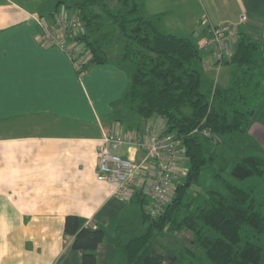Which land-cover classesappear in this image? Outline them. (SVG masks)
<instances>
[{"label":"crops","instance_id":"1","mask_svg":"<svg viewBox=\"0 0 264 264\" xmlns=\"http://www.w3.org/2000/svg\"><path fill=\"white\" fill-rule=\"evenodd\" d=\"M59 1L0 0V264H82L73 238L63 232L68 215L104 230L95 264H124L113 241L133 234L137 220L142 225V208L120 201L114 185L98 179L96 147L102 130L139 137L158 117L140 118L121 102L129 83L123 68L113 62L90 64L80 74L66 54L37 41L36 18L64 10ZM136 2L160 31L174 34L176 29L177 35L195 37L198 47L203 17L212 25L234 26V50L242 35L259 43L264 76V0ZM174 7L182 10L180 18L168 14ZM64 11L66 17L75 16ZM242 15L247 19L240 23ZM201 51L203 77L229 87L235 68H229L223 82L219 76L213 80L208 74L219 69ZM205 59L209 68L202 64ZM257 97L249 127L225 137L238 144L231 164L239 157L264 158V88ZM133 150L122 146L118 152L139 159L143 151Z\"/></svg>","mask_w":264,"mask_h":264},{"label":"trees","instance_id":"2","mask_svg":"<svg viewBox=\"0 0 264 264\" xmlns=\"http://www.w3.org/2000/svg\"><path fill=\"white\" fill-rule=\"evenodd\" d=\"M60 3L84 24L76 39L91 58L79 73L105 62L123 68L129 83L121 102L140 118H161L187 165L157 218L144 211L141 193L131 199L142 208L143 233L113 241L124 264H264V202L259 196L264 193V158L239 157L228 174L212 175L213 184L199 182L202 168L213 160L212 146L253 121L251 100L263 72L259 43L246 35L239 38L224 62L235 68L231 85L221 87L203 77L198 66L202 51L195 41L160 31L135 0ZM64 10L43 19L66 17ZM204 129L208 137L202 135ZM63 232L73 238L82 264L96 263L102 228L87 227L82 218L68 215Z\"/></svg>","mask_w":264,"mask_h":264},{"label":"built area","instance_id":"3","mask_svg":"<svg viewBox=\"0 0 264 264\" xmlns=\"http://www.w3.org/2000/svg\"><path fill=\"white\" fill-rule=\"evenodd\" d=\"M246 19L247 16L242 15L240 23ZM35 22L40 30L37 41L58 48L69 57L78 72L82 71L91 58L90 51L76 39L84 33L83 22L76 16L59 15L50 20L36 18ZM200 25L204 35L199 48L216 67L222 66L234 52L238 31L232 25H212L206 17L201 19ZM208 61H202L206 68L211 66ZM202 135L208 137L210 132L204 129ZM122 146H128V150L139 148L143 154L139 159L131 155L122 157L118 154ZM134 150L131 153L136 152ZM95 157L98 179L114 185L113 195L122 202H130L136 193H141L146 199L143 209L152 219L160 215L172 198L175 183L186 174L185 159L176 137L165 131L159 117L155 125L145 128L139 137L118 130H102Z\"/></svg>","mask_w":264,"mask_h":264},{"label":"rangeland","instance_id":"4","mask_svg":"<svg viewBox=\"0 0 264 264\" xmlns=\"http://www.w3.org/2000/svg\"><path fill=\"white\" fill-rule=\"evenodd\" d=\"M104 1H110V0H104ZM135 1H138V0H135ZM176 2H177V0H175V3ZM109 4H110L111 7H113L115 2L111 1V2H109ZM166 4L170 5L169 3H166ZM171 6H173V5H171ZM175 7L173 9H171L173 11L172 12L169 11L168 14L170 16L173 15V16H176V17L180 18L181 14H182V10H181V12H179V10L175 9ZM172 30L173 31H171V30H169V31L174 32L175 35L178 34V31H176V29H172ZM194 38L195 37H193V39ZM231 66H233V65L229 64V66H226V65H224L222 67L220 66V67H217V69H219L218 73H215V71H217V70L213 69V71H211L210 74H208V73L207 74L210 75V76L213 75V80L215 78L217 79L218 76H219L220 81L223 82L225 73H227L229 71V68H231ZM259 81H260V84H259V87L257 89L258 96L262 93V90L264 88V76L263 77L260 76L259 77ZM257 101H258V97H257L256 100L252 98L251 106H254ZM153 119H155V117H152L150 120L152 121ZM236 136H237V134H235L233 137H236ZM225 139L221 140L219 142V144H216V145L212 146L213 147V150H212L213 160L210 161V163L207 164V166L202 168V170L200 172V175H199V182L201 184H205V185L213 184L214 183V178L212 177V175H214L215 173H218V172H221L222 174H228L229 173L231 165H232L231 164L232 157L237 156V154L235 153V150H237L238 144H237L235 138H231L230 140L229 139L225 140ZM118 154L120 156H122L121 155V151L118 152ZM185 165H186V162L184 161L183 167H184V169L187 170V165H186V167H185ZM260 189L264 191V188H263L262 185H261ZM259 196L261 198H263V202H264V193H260ZM132 205L137 207L139 209V211H140V207L137 204H132ZM263 212H264V207H263ZM134 233L136 235H141L143 233V227L140 224V221H138V220H137V223L135 224V227H134ZM189 239H191V238H189Z\"/></svg>","mask_w":264,"mask_h":264}]
</instances>
